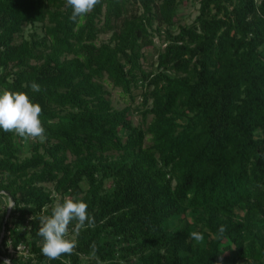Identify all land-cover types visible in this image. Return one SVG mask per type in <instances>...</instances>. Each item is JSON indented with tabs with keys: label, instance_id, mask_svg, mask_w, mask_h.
I'll list each match as a JSON object with an SVG mask.
<instances>
[{
	"label": "trees",
	"instance_id": "obj_1",
	"mask_svg": "<svg viewBox=\"0 0 264 264\" xmlns=\"http://www.w3.org/2000/svg\"><path fill=\"white\" fill-rule=\"evenodd\" d=\"M188 3L196 18L170 30ZM71 14L66 0H0V93L28 92L46 130H0V198L12 203L0 264H264V0H102L78 23ZM35 24L43 38H23ZM155 36L164 47L145 70ZM105 83L130 101L141 90L145 128ZM65 196L95 227L49 261L39 217Z\"/></svg>",
	"mask_w": 264,
	"mask_h": 264
},
{
	"label": "clouds",
	"instance_id": "obj_2",
	"mask_svg": "<svg viewBox=\"0 0 264 264\" xmlns=\"http://www.w3.org/2000/svg\"><path fill=\"white\" fill-rule=\"evenodd\" d=\"M102 0H66V6L72 8L69 19L78 23L84 19ZM32 92H40L41 86L33 81L28 85ZM43 109L38 102H34L26 91L4 90L0 93V130L12 132L25 140L46 139L42 117ZM47 208V206H45ZM88 204L71 196L58 199L51 209L50 214L39 217L37 235L41 240V254L49 261L58 260L63 255H71L77 247L75 238L80 231L95 227V219L88 211ZM74 223L72 232L69 226ZM226 229L222 225L219 234L222 236ZM191 238L197 242L204 239L200 232H192ZM92 255L97 251L95 244L90 246ZM5 264H8L5 261ZM98 264H101L98 260Z\"/></svg>",
	"mask_w": 264,
	"mask_h": 264
},
{
	"label": "rangeland",
	"instance_id": "obj_3",
	"mask_svg": "<svg viewBox=\"0 0 264 264\" xmlns=\"http://www.w3.org/2000/svg\"><path fill=\"white\" fill-rule=\"evenodd\" d=\"M198 4H191L188 3L186 6H184L183 8H181V13L179 15V21L178 23L176 22L173 26H170V30L172 31H176L178 25H189L193 22V20L196 18L197 14H198ZM43 31L41 28L40 24H35V25H24L23 26V38H32V37H36L38 39L43 38ZM110 33L109 34H101L99 36V41H107V39L109 38ZM163 39L164 37H160V36H155L154 37V47L152 48H147L144 51L145 54V59L142 60V66L145 70H150L152 68V64L155 63V59H156V54L158 49L163 48ZM105 88L109 91L110 93V98L112 101V104L114 106V108L116 109H121L123 107H125L126 105L130 104L132 107V111L129 113L130 115V119L132 121V123L137 126L140 125L143 128L146 127V124L149 122L151 117H148L146 121H143L141 113H138L135 111L136 107H140V103H141V96H140V89H135L133 91V101H130L128 97L123 96L119 89L116 88H112V86L108 83H105ZM148 143V141H146V144ZM23 156L27 155V152L24 150L23 151ZM46 188L51 189V185L50 184H46L45 185ZM7 207L9 208V211L12 208V203L4 197L0 198V210H4V208ZM10 255H15L13 253L12 250L8 251ZM19 255H25L26 251L25 249L21 246L18 249ZM7 260V259H5ZM9 264V263H8Z\"/></svg>",
	"mask_w": 264,
	"mask_h": 264
},
{
	"label": "water",
	"instance_id": "obj_4",
	"mask_svg": "<svg viewBox=\"0 0 264 264\" xmlns=\"http://www.w3.org/2000/svg\"><path fill=\"white\" fill-rule=\"evenodd\" d=\"M8 212H9V208H8V210H7ZM4 261H7L9 264H10V262L8 261V260H4Z\"/></svg>",
	"mask_w": 264,
	"mask_h": 264
},
{
	"label": "built area",
	"instance_id": "obj_5",
	"mask_svg": "<svg viewBox=\"0 0 264 264\" xmlns=\"http://www.w3.org/2000/svg\"><path fill=\"white\" fill-rule=\"evenodd\" d=\"M19 248H20V247H19ZM19 248H18V249H19ZM23 248H24V247H23Z\"/></svg>",
	"mask_w": 264,
	"mask_h": 264
}]
</instances>
